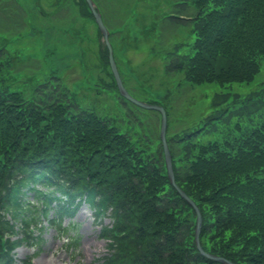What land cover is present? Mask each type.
<instances>
[{"label":"trees","instance_id":"trees-1","mask_svg":"<svg viewBox=\"0 0 264 264\" xmlns=\"http://www.w3.org/2000/svg\"><path fill=\"white\" fill-rule=\"evenodd\" d=\"M167 27H190L193 41L163 51L168 75L228 89L264 73V0H174L142 29L160 41ZM7 56L0 46V264H12L10 237L38 241L29 229L50 209L61 228L65 206L82 196L112 218L110 263L136 250L140 264H221L196 247V213L170 183L159 138L122 132L57 77L15 89L20 71ZM202 123L167 138L175 182L202 215L201 246L264 264V78L243 98L221 90Z\"/></svg>","mask_w":264,"mask_h":264},{"label":"rangeland","instance_id":"rangeland-1","mask_svg":"<svg viewBox=\"0 0 264 264\" xmlns=\"http://www.w3.org/2000/svg\"><path fill=\"white\" fill-rule=\"evenodd\" d=\"M94 1L111 32L109 40L114 59L129 93L147 103L162 99L159 101L168 115L167 138L177 131L203 126L202 120L221 90L243 98L258 80L264 78L261 72L250 85L233 84L223 89L218 84L187 82L180 74L168 75L163 51L176 43H193L189 35L192 29L167 27L162 40L157 41L158 36L151 38L142 27L150 26L157 9L170 7L174 0ZM157 2L161 6L155 7ZM122 27L124 30L120 32ZM3 44L20 62L16 60L14 67L15 71H20L19 77L30 79L32 86L56 76L85 109H93L102 116L123 117V98L108 63L103 37L81 0H0V45ZM14 77H17L15 73ZM15 88H19V84ZM94 101L97 104H93ZM126 104L127 109L134 111L137 120L131 132L140 134H136L140 139L144 138L145 132L153 138L156 146L160 137V114ZM241 122L243 124V119ZM117 123L122 131L130 128L126 122L118 120ZM26 199L32 201V194L28 193ZM76 206L75 212L67 214L62 227L57 230L50 226L49 220L56 216L50 209L44 222L47 228L41 235L43 241L32 264L142 262H139L135 250L131 255H120L121 260L116 258L110 263L109 258L114 259L110 246L115 247L111 242L113 239L105 236L109 235L106 232L112 221L109 217L96 219L86 203ZM199 213L202 219L200 210ZM69 224L72 230L68 236L77 239L73 249L66 246L67 243L70 245L69 241L62 239L67 237L63 228ZM32 253L33 250L25 246L16 248L15 264H25L24 260Z\"/></svg>","mask_w":264,"mask_h":264},{"label":"water","instance_id":"water-1","mask_svg":"<svg viewBox=\"0 0 264 264\" xmlns=\"http://www.w3.org/2000/svg\"><path fill=\"white\" fill-rule=\"evenodd\" d=\"M94 17H95V20L98 24V27L100 28L102 34L104 35V38H105V42H106V45L108 47V50H109V60H110V66H111V69H112V72L114 74V77H115V80H116V83H117V86L119 88V91L121 93V95L123 97H125L126 99H128L129 101H131L132 103L140 106V107H143V108H146V109H151V110H156V111H159L162 115V125H161V140H162V143H163V148H164V153H165V160H166V165H167V170H168V174H169V178L172 182V184L176 187L178 193L188 201V203L195 209V211L197 212V215H198V223H197V230H196V242H197V247L200 251H202L201 247H200V244H199V230H200V224H201V216H200V213L195 205V203L193 201H191L186 195L185 193L180 190L176 184H175V180H174V175H173V170H172V163H171V156H170V152H169V149H168V146H167V143H166V138H165V135H166V128H167V117H166V113H165V110L160 107V106H156V105H150V104H146V103H142V102H139L137 101L136 99H134L133 97H131L128 92L126 91V89L124 88V85L122 83V80H121V77L119 75V72H118V69H117V66L115 64V61L113 59V54H112V48H111V45L109 43V40H108V31L105 27V25L103 24V21H102V17L100 15V13L97 12L96 8H95V5L94 3L92 2V0H86ZM203 253V252H202ZM205 254V253H203ZM208 258L212 259V260H215V261H218V262H221V263H224V264H232L230 262H228L227 260L225 259H222L220 257H215V256H211V255H208V254H205Z\"/></svg>","mask_w":264,"mask_h":264},{"label":"clouds","instance_id":"clouds-1","mask_svg":"<svg viewBox=\"0 0 264 264\" xmlns=\"http://www.w3.org/2000/svg\"><path fill=\"white\" fill-rule=\"evenodd\" d=\"M65 241L68 239L67 237H62ZM63 264H71V261H64Z\"/></svg>","mask_w":264,"mask_h":264}]
</instances>
